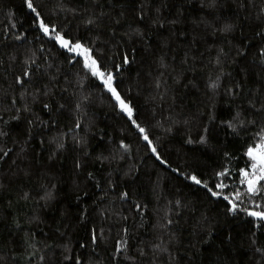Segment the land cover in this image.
<instances>
[{"label":"trees","instance_id":"obj_1","mask_svg":"<svg viewBox=\"0 0 264 264\" xmlns=\"http://www.w3.org/2000/svg\"><path fill=\"white\" fill-rule=\"evenodd\" d=\"M207 2L34 0L48 20L92 42L101 53L97 58H106L109 66L129 57L116 87L148 129L165 165L114 108L99 81L81 64H69L70 55L36 31L24 0H0V132L5 133L0 149L10 150L0 161V264H75L77 257L81 264H264V227H255L242 212L227 213L226 201L182 175L196 170L211 187L213 173L228 167L231 178L224 182L238 185V169L247 162L244 147L264 127V113L246 111L248 100L264 92L259 56L264 39L256 35L264 30L259 13L264 0H217L212 15ZM85 8L103 13L100 29L83 24ZM214 17L235 23L236 30L213 35L201 20ZM235 47L246 55L238 56ZM220 49L228 54L221 55L222 66L216 64ZM33 53L47 71L22 88L15 76ZM217 75L219 87L213 91L208 84ZM234 84L242 92L235 98L225 91ZM45 103L51 107L43 108ZM237 111L257 124L236 133L220 125ZM210 113L216 117L212 124ZM77 121L80 128H75ZM205 124L215 131L201 144ZM189 137L194 143H186ZM80 139L85 143H77ZM121 140L129 151L119 148ZM58 143L64 147L57 148ZM78 159L84 165L80 169L75 168ZM45 189L51 190L52 200L40 199ZM123 192L128 196L122 198ZM24 193L29 199L22 198ZM167 219L173 223L166 224ZM122 238L128 250L114 257Z\"/></svg>","mask_w":264,"mask_h":264},{"label":"snow or ice","instance_id":"obj_2","mask_svg":"<svg viewBox=\"0 0 264 264\" xmlns=\"http://www.w3.org/2000/svg\"><path fill=\"white\" fill-rule=\"evenodd\" d=\"M27 5V8L33 13L32 23L35 26V29L38 33L47 37L50 41H53L55 44L59 46V48L65 50L66 53L70 55V59L67 60L69 64H81V69L90 75L91 78H94L96 81H99V84L103 87V89L110 94V98L114 101V108L119 109L120 112L125 114L130 121L133 128H135L140 136L146 142V146L148 149L156 156V159L160 161V163L167 165L168 161L164 160L159 154L156 146L153 144V141L149 138L148 129L141 125L134 118V108L131 103L127 101L120 93L118 88L116 87V78L122 67V64L130 63L129 57L124 55L122 57V64L112 63L111 66L105 62L106 58L98 59L97 57L101 55V53L94 49L92 46V42H85L83 38L77 37L73 34L67 33L64 31L62 25L53 23L51 20H48L43 14L42 11L38 9L37 5L34 3V0H24ZM217 7V0H208L207 8L210 10L209 14L212 15V10H215ZM73 13L76 12V9H71ZM158 11V10H157ZM143 9L141 7V20ZM259 13L261 16H264V7L259 9ZM82 15H86L88 18L83 19L82 22L86 26H95L97 29H100L103 25V13L97 16L94 12H89L86 8L84 9ZM122 15V14H121ZM202 23H205L206 29H210L213 35L216 34H224L228 35L233 33L237 25L235 23L227 22L220 23V18L214 17L212 20H204L202 18ZM153 23H160V21H153ZM174 23V22H173ZM115 24H119V21H115ZM217 25H219L217 27ZM136 35H140L139 29L133 30ZM115 36V33H112ZM127 35V33H125ZM257 36H260L264 39V30L256 33ZM15 40H20L21 36L14 37ZM40 50H43V45L40 46ZM235 51L238 56L243 57L246 55V50L241 49L240 47H235ZM221 55L225 58L227 57V53H224L223 49H220L217 55L216 64L218 66L221 65ZM35 53L28 56L25 60L21 74L15 76V82L20 85L22 88L25 86V81L27 80L29 83L32 82L33 77L36 76L41 71H47L43 68V66L37 64L36 59H34ZM259 56L261 58V66L264 67V47L259 48ZM161 66L166 67L164 64L163 58H161ZM35 69V71H34ZM54 79V78H50ZM220 76L217 75L215 79L210 78V82L208 87L215 91L219 87ZM157 87H160V81L156 83ZM240 84H234L232 88L226 89V93L231 95L233 98L240 96L242 92L236 91V89H240ZM39 91V90H37ZM43 95H47V91L42 93ZM23 96V93H21ZM35 98V97H34ZM83 99H87L84 97ZM248 104L250 107L246 109V111L255 112L257 115L260 113H264V92H260L254 99L248 100ZM257 104H259V108H257ZM51 106L47 103L43 104V108L49 109ZM60 108H63L64 105H60ZM81 107L80 103L75 104V108L79 109ZM214 107V105H213ZM19 111V110H17ZM25 111H31L29 108L25 107ZM242 113L237 111L235 115L231 117L229 120H221L220 125L231 129L233 133L237 132V129L241 131H246L245 125L255 126L257 124L256 119L245 120L241 118ZM13 119H19V117H13ZM216 117L214 113H210L208 116L209 124L214 123ZM31 123V121H29ZM209 124H205L203 127V134L199 136V143L205 144L207 143L209 137L215 131L214 127H210ZM81 124L79 121L75 123V128H80ZM69 131H72L69 129ZM5 135V133L0 132V136ZM252 139V143H248L243 150V155L247 158L246 166L240 167L238 169L237 175L239 177L238 185L234 182L232 184L225 183V179L231 178V169L228 167H223L220 171H215L213 173V178L215 179V183L213 186H209V181L202 178L203 173H199L196 170L187 171L185 170L182 175H184L185 179L190 181L193 185H197L202 187L210 194L211 197L222 198L227 202L226 212L227 213H244L247 217L253 218L255 227H264V127L260 129L259 132L254 134V138ZM77 143H85L83 139L77 141ZM186 143H194V141L189 137ZM57 148L62 149L64 147L63 143H58L56 145ZM119 148L124 149L126 152L130 150V145L125 143L124 140L119 142ZM10 150L0 149V161L4 160L8 157ZM21 152H23V148H21ZM19 155V154H18ZM225 158L229 157V153H224ZM114 158V157H113ZM97 159H108V157L98 156ZM15 163V161H13ZM84 165L78 159L75 161V168L80 169ZM170 166V165H169ZM174 171L179 172L180 169H174ZM89 178L93 177V173L89 172L87 174ZM99 184H97V187ZM54 187V186H53ZM233 188V191H227L228 188ZM243 189V191H241ZM122 198L128 196L127 192H123L120 194ZM23 199H29V194L24 193ZM53 194L50 189H45L44 194L40 197L41 200L50 201L52 200ZM176 207L181 206V201L177 200L175 202ZM136 208L140 209L142 206L140 204L135 205ZM173 221L170 219L166 220V224H172ZM164 227V225H161ZM124 232H127V229H123ZM210 234V233H209ZM91 239L93 243L96 242L97 236L93 231ZM67 247V246H65ZM155 249H160L159 244L153 245ZM127 241L123 238L116 241L114 257H119L121 254L127 252ZM163 251H167V248L163 249ZM260 251V249H257ZM142 255L144 253H141ZM126 259H131V257H125ZM43 259V257H41ZM68 259V257H65ZM75 264H81L79 257L76 258Z\"/></svg>","mask_w":264,"mask_h":264}]
</instances>
